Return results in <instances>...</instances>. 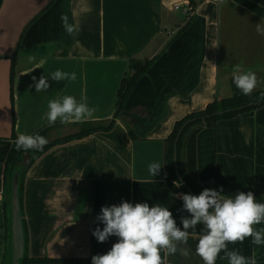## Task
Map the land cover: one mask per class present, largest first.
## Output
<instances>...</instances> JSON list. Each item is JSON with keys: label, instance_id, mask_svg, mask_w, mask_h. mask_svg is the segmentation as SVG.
<instances>
[{"label": "crops", "instance_id": "1", "mask_svg": "<svg viewBox=\"0 0 264 264\" xmlns=\"http://www.w3.org/2000/svg\"><path fill=\"white\" fill-rule=\"evenodd\" d=\"M61 13L79 26L74 37L65 33ZM261 20L237 0H0V264L6 225L3 170L13 135L48 128L43 136L50 140L76 132L83 122L48 125V101L64 96L80 101L86 95L97 110L85 122L107 124L131 59L153 62L111 128L54 145L26 168L20 206L24 251L28 258L107 253L118 238L98 242L92 232L104 225L96 217L102 206L121 201L168 207L183 230L180 217L190 214L181 211L183 201L175 194L186 192L176 186L173 191L166 181L164 139L176 120L230 95L235 65L256 73L255 90L264 88V36L255 30ZM29 55L36 57L32 63ZM57 69L75 72L77 79L48 77L46 91L30 87L32 76L38 82ZM27 161L23 154L20 166ZM153 161L162 165L154 177L148 172ZM195 180L204 188L222 187L221 194L233 198L251 191L264 203V105L198 132ZM202 227L189 230L188 243L178 244L174 255L161 250L165 264H204L196 253ZM251 239L228 248L252 257ZM216 264L228 261L218 258Z\"/></svg>", "mask_w": 264, "mask_h": 264}, {"label": "clouds", "instance_id": "2", "mask_svg": "<svg viewBox=\"0 0 264 264\" xmlns=\"http://www.w3.org/2000/svg\"><path fill=\"white\" fill-rule=\"evenodd\" d=\"M62 27L68 36H75L80 31L79 26L69 22L68 15L61 13ZM258 35L264 36V20L256 24ZM36 57L28 56L29 63ZM48 77L56 82L75 81L76 73H68L60 69L49 75L32 76L36 92L46 91L50 85ZM232 79L236 88L243 95L250 96L257 88L260 81L254 71H243L237 64L232 70ZM258 99H264L261 92ZM95 107L87 103L86 95H82L80 101L74 96L49 100L48 111L45 113L49 126H53L59 120L61 124L72 122H85L93 118ZM48 144L46 137L36 135L19 134L15 140L17 151L35 150L43 151ZM162 165L158 161L148 164V172L151 176L160 174ZM180 187V182H174ZM223 188L213 190L205 188L199 195L186 193L175 194L183 201V209L190 216H181L183 230L177 227L172 212L168 207L157 203L149 206L148 203H130L121 201L120 204L102 206L97 221L104 227L95 228L92 235L98 242H106L109 237L116 236L118 242L105 254H96L91 258V264H165L161 257V250L166 254L174 255L178 244H187L190 232L196 231L198 225H203L199 233L196 253L204 264H216L218 258L226 259L228 264H257L255 256L245 257L239 248L229 250L228 245L243 243L245 238L251 237V243L256 246L264 245V227L256 229L254 225L264 223V203L256 202L254 193L240 191L234 195H222ZM183 255L189 254L188 249H179ZM223 252V256L221 253Z\"/></svg>", "mask_w": 264, "mask_h": 264}, {"label": "trees", "instance_id": "3", "mask_svg": "<svg viewBox=\"0 0 264 264\" xmlns=\"http://www.w3.org/2000/svg\"><path fill=\"white\" fill-rule=\"evenodd\" d=\"M244 4L251 10L259 13L264 17V0H237ZM12 59L10 69V85L13 81V64ZM153 59L137 60L131 59L129 62V73L121 79L119 88L117 90L116 107L113 118L107 124L83 122L79 129L71 134L60 136L48 140V144L43 151L28 150L27 152L21 150L17 151L15 148L16 137L13 135V142L8 151L4 163L3 178L5 196L4 206L6 209V225H5V245L1 264H11V231H10V193H11V179L16 170H19V187L18 198L19 206H21L22 185L26 168H28L43 152L48 148L61 144L71 139L83 137L89 133L98 130H109L114 124V118L119 113L123 103L129 94L131 88L137 79L143 75L151 66ZM230 95L215 99L206 104V106L198 111L187 113L185 116L176 120L173 124L169 135L164 139V173L165 178L170 188L175 191L174 182L181 184L180 188L187 194L199 195L205 188L195 180L196 174V135L205 127L214 128L217 121L233 117L240 113L250 114L257 108L264 105V99H258L264 88L254 90L250 96L243 95L233 83L232 77L229 79ZM48 128L39 130L36 134L44 135ZM132 134L131 131H129ZM34 134V135H36ZM133 136V134H132ZM26 154L28 157L27 164L20 166L22 155ZM175 157V160H174ZM258 230L264 227V223L254 225ZM24 231V228H23ZM253 245V244H252ZM25 250V245H24ZM254 256L257 261H264V245H253ZM92 257H37L28 258L25 254L20 259V264H91Z\"/></svg>", "mask_w": 264, "mask_h": 264}, {"label": "water", "instance_id": "4", "mask_svg": "<svg viewBox=\"0 0 264 264\" xmlns=\"http://www.w3.org/2000/svg\"><path fill=\"white\" fill-rule=\"evenodd\" d=\"M175 160V157H174ZM19 170H16L11 179L10 193V231H11V264H20L24 254V231L20 213L18 187Z\"/></svg>", "mask_w": 264, "mask_h": 264}, {"label": "rangeland", "instance_id": "5", "mask_svg": "<svg viewBox=\"0 0 264 264\" xmlns=\"http://www.w3.org/2000/svg\"><path fill=\"white\" fill-rule=\"evenodd\" d=\"M67 129V127H64V128H60V133L62 132V131H64V130H66ZM69 129H74L73 127H70ZM50 135H53V133H50Z\"/></svg>", "mask_w": 264, "mask_h": 264}, {"label": "built area", "instance_id": "6", "mask_svg": "<svg viewBox=\"0 0 264 264\" xmlns=\"http://www.w3.org/2000/svg\"><path fill=\"white\" fill-rule=\"evenodd\" d=\"M213 2H217V3H219V2H223V1H225V0H212ZM176 8H177V6H176ZM190 9V7H188V9H187V11Z\"/></svg>", "mask_w": 264, "mask_h": 264}]
</instances>
